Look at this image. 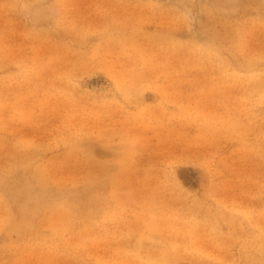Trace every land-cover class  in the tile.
<instances>
[{"label":"rangeland","instance_id":"374dc122","mask_svg":"<svg viewBox=\"0 0 264 264\" xmlns=\"http://www.w3.org/2000/svg\"><path fill=\"white\" fill-rule=\"evenodd\" d=\"M0 264H264V0H0Z\"/></svg>","mask_w":264,"mask_h":264}]
</instances>
